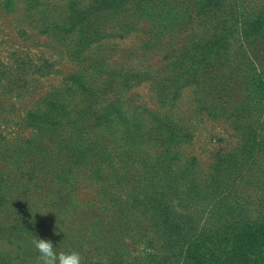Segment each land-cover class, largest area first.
Returning <instances> with one entry per match:
<instances>
[{
    "label": "trees",
    "instance_id": "1",
    "mask_svg": "<svg viewBox=\"0 0 264 264\" xmlns=\"http://www.w3.org/2000/svg\"><path fill=\"white\" fill-rule=\"evenodd\" d=\"M0 5L24 9L74 65L17 121L0 111V264H39L33 236L80 252L83 264L142 263L132 253L152 239L164 253L178 249L176 264H264V215L247 216L262 197L246 193L264 185V0L249 9L237 0ZM131 36L140 61L115 59V45L101 58L105 42ZM207 121L230 131L212 154L237 172L205 185L208 172L183 146L201 128L214 135ZM189 200L193 209L206 201L190 216L193 232L175 212Z\"/></svg>",
    "mask_w": 264,
    "mask_h": 264
},
{
    "label": "rangeland",
    "instance_id": "2",
    "mask_svg": "<svg viewBox=\"0 0 264 264\" xmlns=\"http://www.w3.org/2000/svg\"><path fill=\"white\" fill-rule=\"evenodd\" d=\"M232 1L234 2L236 0ZM259 1L237 0L241 8L244 7L247 9L249 7H255ZM26 16L24 9H5L0 5V111L9 108V111L1 115L4 118L10 116L11 118L9 119L13 122L17 121L19 116L23 114L22 110L24 108L26 109L35 105L50 88L58 87V83L74 66L72 61L65 56L63 49H57L54 46H52L53 48L50 47V44L46 41V37L37 34V29L32 28V25L29 24L31 20ZM129 38L120 41L105 42L106 52H101V58L113 57L112 54L114 53L109 51L111 49L113 50L114 45L117 48L115 59L125 60L130 54L138 58L141 53L134 50L139 42L138 38L134 36ZM39 43L44 44L41 46ZM126 50L128 51L125 52ZM96 54L100 55V52L97 51ZM138 60L140 61L141 59L138 58ZM158 60V56L153 58L151 61L152 65L158 66L160 64ZM142 61L144 60L142 59ZM146 88L145 86H141L135 90V93H139L143 101L145 100L149 103ZM31 89H33L32 92L28 93ZM217 123L211 121L206 122L208 129L210 127L213 128H210L209 132L211 133L210 135L214 134L212 137H209V134L206 133L207 131L201 128L194 133V137L189 144L183 146L187 155L196 159L199 173L205 175L208 172V176L203 181L205 185L210 184L211 181L222 183L225 178L237 172V169H234V166L231 164H218V162H214L213 149L216 147L225 149L232 141L229 135L230 131L224 132L223 127H221L224 124ZM220 136L224 138L220 139ZM146 188H140L137 191L144 194L148 192ZM208 189L210 188L206 186V190ZM219 189L223 190V184H220ZM249 192L260 193V197L262 198L258 206L251 207L252 205H246L253 210L247 216L252 215V218H255L259 215V211H261V215H264V185L257 189L250 188L246 193ZM145 202L139 201L138 207L150 208L151 205ZM197 204L199 206H195L193 209L191 205H194V203H190V200L181 201V205L175 208V212L183 213L179 218L180 222L188 226L187 231L190 232L195 231L199 227L195 220L190 219V216L199 217V210L203 208L206 201L203 200L202 203L198 202ZM243 214L245 215L246 213L243 212ZM232 215L237 216L239 212L234 210ZM151 242V246H147L143 251L139 252L137 249L133 251L132 254L140 255L143 258L142 263L135 262L134 264H176L174 253L178 250L177 248H167L168 250L166 252L168 253H164L157 245L155 239H152Z\"/></svg>",
    "mask_w": 264,
    "mask_h": 264
},
{
    "label": "clouds",
    "instance_id": "3",
    "mask_svg": "<svg viewBox=\"0 0 264 264\" xmlns=\"http://www.w3.org/2000/svg\"><path fill=\"white\" fill-rule=\"evenodd\" d=\"M32 244L39 253V264H83V257L76 250L56 251L50 240L33 236Z\"/></svg>",
    "mask_w": 264,
    "mask_h": 264
}]
</instances>
